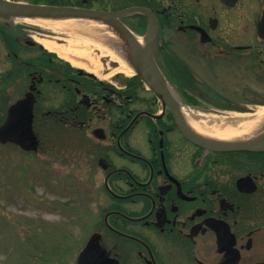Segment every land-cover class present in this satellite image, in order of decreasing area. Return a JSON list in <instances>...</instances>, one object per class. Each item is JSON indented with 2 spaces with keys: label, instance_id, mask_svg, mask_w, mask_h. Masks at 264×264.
I'll list each match as a JSON object with an SVG mask.
<instances>
[{
  "label": "flooded vegetation",
  "instance_id": "flooded-vegetation-1",
  "mask_svg": "<svg viewBox=\"0 0 264 264\" xmlns=\"http://www.w3.org/2000/svg\"><path fill=\"white\" fill-rule=\"evenodd\" d=\"M230 1L30 4L102 13L137 9L113 20L132 45L136 68L147 71L143 56L152 42L154 62L181 114L188 109L231 124L264 107V37L258 33L264 0ZM152 23L156 36L149 41ZM0 38L15 63L0 76V92L16 93L11 104L33 93L36 120L74 129L76 161L86 168L98 213L91 235H101L118 264H264V139L239 148L195 142L184 131V116L136 74L113 82L68 67L3 18ZM33 49L41 56L23 57Z\"/></svg>",
  "mask_w": 264,
  "mask_h": 264
},
{
  "label": "rangeland",
  "instance_id": "rangeland-1",
  "mask_svg": "<svg viewBox=\"0 0 264 264\" xmlns=\"http://www.w3.org/2000/svg\"><path fill=\"white\" fill-rule=\"evenodd\" d=\"M13 24L23 35H32L34 41L62 46L75 57L76 48L84 50V40L76 41V35L58 34L18 21ZM125 43L119 45V50L127 47L132 50V45ZM89 44L91 67L101 65L100 78L115 82L117 77H131L119 71L120 63L125 64L123 61L107 56L108 48L94 40ZM40 56L39 49H33L23 57ZM13 63L0 38V76L13 69ZM14 94L3 90L1 96L5 100ZM262 109L260 106L251 113H261ZM35 127L41 140L38 153L26 154L12 146L0 147V264H56L58 261L76 264L77 254L94 233L98 214L95 202L91 201L86 168L81 161H76V132L39 119Z\"/></svg>",
  "mask_w": 264,
  "mask_h": 264
},
{
  "label": "bare ground",
  "instance_id": "bare-ground-1",
  "mask_svg": "<svg viewBox=\"0 0 264 264\" xmlns=\"http://www.w3.org/2000/svg\"><path fill=\"white\" fill-rule=\"evenodd\" d=\"M13 19L18 22L43 28L44 30L55 31L58 34L69 33L76 35V41L84 40L83 44L85 46H82L84 47V50L76 48V57L72 55L70 50L63 48L62 46H58L47 41L41 43L46 49L57 53L61 58L70 61L73 65L84 68L96 75L100 74L101 65L97 64L95 67H91V54L88 52L91 49L89 46L91 38L80 35L87 33L93 37L101 38L112 45L122 44L120 36L114 30L110 21L36 16H16L13 17ZM107 53L110 57H118L119 60L123 61V63L124 61L131 60V55H129V53L124 54L123 52L118 51V56H115V54L111 51H107ZM120 64V72L133 75L134 72L125 66V64ZM84 65L92 68L93 71L87 69ZM182 114L188 127H190L194 133L209 141L221 142V144H232L252 141L254 139L261 138L264 135V109H262L261 113L259 112L256 115L234 117L231 124L226 119H208L201 116L199 117L187 109H183Z\"/></svg>",
  "mask_w": 264,
  "mask_h": 264
},
{
  "label": "water",
  "instance_id": "water-1",
  "mask_svg": "<svg viewBox=\"0 0 264 264\" xmlns=\"http://www.w3.org/2000/svg\"><path fill=\"white\" fill-rule=\"evenodd\" d=\"M227 2V1H226ZM123 12L119 14H106L94 11H82L65 7H45L37 5H29L20 2H11L9 0H0V18H13L16 16H36V17H61V18H76V19H109L111 17H118L126 14ZM261 30L264 31V19L261 24ZM154 25H151V31ZM152 34L150 33L148 40L152 41ZM150 51L146 56L147 71H143V78L150 85L152 89L177 115L178 107L175 103L172 94L167 88L164 79L160 72L156 70V64L153 59L151 51L152 42L149 43ZM34 97L28 94L27 97L15 105H13L8 112L7 119L0 128V142L2 144L13 143L20 146L26 151H37L39 141L34 133ZM184 131L188 137L195 142L207 144L206 141L200 139L194 134L191 129ZM251 147V143L245 144ZM242 145H232L238 147ZM101 236L94 235L88 242L84 251L80 254L77 264H118L112 260L106 250L102 247Z\"/></svg>",
  "mask_w": 264,
  "mask_h": 264
},
{
  "label": "trees",
  "instance_id": "trees-1",
  "mask_svg": "<svg viewBox=\"0 0 264 264\" xmlns=\"http://www.w3.org/2000/svg\"><path fill=\"white\" fill-rule=\"evenodd\" d=\"M2 120H3V118L0 120V123H1ZM56 258H58V256H56ZM58 259H60V257ZM59 262L60 261H58L56 264H60Z\"/></svg>",
  "mask_w": 264,
  "mask_h": 264
}]
</instances>
